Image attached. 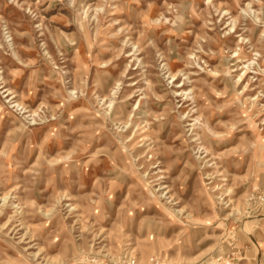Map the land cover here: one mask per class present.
<instances>
[{"label":"rangeland","instance_id":"374dc122","mask_svg":"<svg viewBox=\"0 0 264 264\" xmlns=\"http://www.w3.org/2000/svg\"><path fill=\"white\" fill-rule=\"evenodd\" d=\"M255 130L264 0H0V264H251Z\"/></svg>","mask_w":264,"mask_h":264},{"label":"built area","instance_id":"2783aa9c","mask_svg":"<svg viewBox=\"0 0 264 264\" xmlns=\"http://www.w3.org/2000/svg\"><path fill=\"white\" fill-rule=\"evenodd\" d=\"M251 199L260 202V205L263 206L264 192L260 191L259 189L256 190ZM231 247V253L229 254V256H227V258L223 259V264H240L241 262L247 260L246 253L241 248H238L234 242L232 243ZM251 261V264H264V248L256 257L252 258Z\"/></svg>","mask_w":264,"mask_h":264},{"label":"bare ground","instance_id":"6f19581e","mask_svg":"<svg viewBox=\"0 0 264 264\" xmlns=\"http://www.w3.org/2000/svg\"><path fill=\"white\" fill-rule=\"evenodd\" d=\"M209 2H211V1H209ZM246 10V9H245ZM252 10V9H251ZM226 11V10H225ZM224 11V12H225ZM251 16H252V14H251ZM253 17V16H252ZM257 18V17H256ZM255 18V19H256ZM258 20V19H257ZM256 20V21H257ZM234 21V20H233ZM232 27V26H231ZM233 29V28H232ZM232 29H231V31H232ZM257 52V51H256ZM257 55V54H256ZM240 56V57H239ZM233 58H236L235 60H237L238 61V63H243V64H245L246 66H244V67H242L240 70H242L243 72L241 73V75L239 76V78L237 79V82H239V83H243V81L246 79V78H249V76L247 77V73H248V71H249V67L252 65V64H254L253 62L254 61H252V60H250V59H247V60H244V58L243 57H241V55L239 54V52H237V51H235L234 53H233ZM237 68H239V67H237ZM244 69H246L245 71H244ZM237 70H234V71H232V72H236ZM231 72V71H230ZM219 74V73H218ZM173 80H176V76L174 75L173 77ZM252 78V77H251ZM256 79V78H255ZM249 82H247V84H248ZM256 83V82H255ZM236 85V84H235ZM184 86V84L183 85H181V87H183ZM248 85H246V86H244V88H243V90H242V92H239L240 94L239 95H242V94H244L245 92H248V90H249V88L247 87ZM251 86V85H250ZM254 88V87H253ZM244 89H245V91H244ZM182 95V94H181ZM263 97V96H262ZM249 98V97H248ZM247 97H246V101H249V102H247V103H252V105L254 106L255 105V102H257V101H259V96H252V97H250L249 99H248ZM247 103H244V105L246 104L247 105ZM258 104V103H257ZM262 105V104H261ZM248 108V107H247ZM248 110V109H247ZM252 110V109H251ZM250 113V112H249ZM255 128V127H254ZM255 131H257V137L259 138V140H261V139H264V132L263 131H260V130H255Z\"/></svg>","mask_w":264,"mask_h":264},{"label":"crops","instance_id":"0c3cea01","mask_svg":"<svg viewBox=\"0 0 264 264\" xmlns=\"http://www.w3.org/2000/svg\"><path fill=\"white\" fill-rule=\"evenodd\" d=\"M260 178H259V190L264 192V168L261 169ZM259 227L257 229V238L252 237L251 242L255 248V257L260 253V251L264 248V207L260 209L259 214ZM254 258V257H253Z\"/></svg>","mask_w":264,"mask_h":264}]
</instances>
